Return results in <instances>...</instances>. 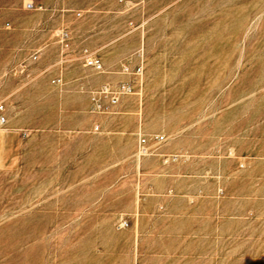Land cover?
Wrapping results in <instances>:
<instances>
[{"label":"rangeland","instance_id":"rangeland-1","mask_svg":"<svg viewBox=\"0 0 264 264\" xmlns=\"http://www.w3.org/2000/svg\"><path fill=\"white\" fill-rule=\"evenodd\" d=\"M0 103V264H264V0H0Z\"/></svg>","mask_w":264,"mask_h":264},{"label":"built area","instance_id":"built-area-1","mask_svg":"<svg viewBox=\"0 0 264 264\" xmlns=\"http://www.w3.org/2000/svg\"><path fill=\"white\" fill-rule=\"evenodd\" d=\"M86 66L95 70H101L102 64L97 59H87ZM54 83H60L59 81H54ZM104 93L108 94L111 99V103L113 105L118 104L120 95L117 92L112 91L110 87H106ZM7 123L6 115H5V106L4 104L0 103V126H3ZM157 141H164V137L160 136L157 137ZM138 151L139 154L142 156H146L149 154L150 147L149 142L145 136H140L138 140Z\"/></svg>","mask_w":264,"mask_h":264}]
</instances>
